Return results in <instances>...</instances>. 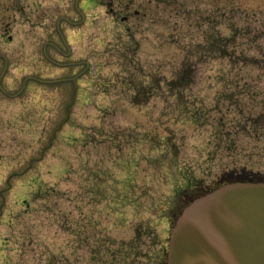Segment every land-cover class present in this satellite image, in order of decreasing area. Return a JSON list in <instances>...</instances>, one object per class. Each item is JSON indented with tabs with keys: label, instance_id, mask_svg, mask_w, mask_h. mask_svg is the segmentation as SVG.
I'll list each match as a JSON object with an SVG mask.
<instances>
[{
	"label": "rangeland",
	"instance_id": "374dc122",
	"mask_svg": "<svg viewBox=\"0 0 264 264\" xmlns=\"http://www.w3.org/2000/svg\"><path fill=\"white\" fill-rule=\"evenodd\" d=\"M263 106L264 0H0V264H165Z\"/></svg>",
	"mask_w": 264,
	"mask_h": 264
},
{
	"label": "water",
	"instance_id": "95a60500",
	"mask_svg": "<svg viewBox=\"0 0 264 264\" xmlns=\"http://www.w3.org/2000/svg\"><path fill=\"white\" fill-rule=\"evenodd\" d=\"M166 264H264V181H231L177 216Z\"/></svg>",
	"mask_w": 264,
	"mask_h": 264
},
{
	"label": "trees",
	"instance_id": "16d2710c",
	"mask_svg": "<svg viewBox=\"0 0 264 264\" xmlns=\"http://www.w3.org/2000/svg\"><path fill=\"white\" fill-rule=\"evenodd\" d=\"M252 121L259 122V123L261 122L260 123L261 127L264 128V106L261 108L260 112L257 113L256 117L252 119ZM253 128L256 129L257 127L253 126ZM227 174H229V176L224 181L219 183L218 185L222 183H226V182H231V181H264V179L257 176V173L251 171V169L246 170L244 168H241V170L239 171H235L231 169L230 171H228ZM216 186L208 187L205 190H202L200 193L202 194L206 191H209L215 188Z\"/></svg>",
	"mask_w": 264,
	"mask_h": 264
},
{
	"label": "flooded vegetation",
	"instance_id": "af4514ba",
	"mask_svg": "<svg viewBox=\"0 0 264 264\" xmlns=\"http://www.w3.org/2000/svg\"><path fill=\"white\" fill-rule=\"evenodd\" d=\"M189 199V198H188ZM165 264H166V262H165Z\"/></svg>",
	"mask_w": 264,
	"mask_h": 264
}]
</instances>
